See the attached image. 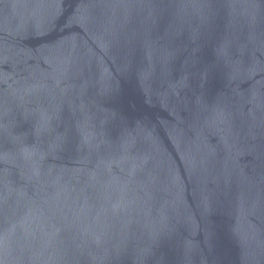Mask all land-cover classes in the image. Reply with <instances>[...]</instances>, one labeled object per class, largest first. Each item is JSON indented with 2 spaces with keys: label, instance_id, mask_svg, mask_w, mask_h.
<instances>
[{
  "label": "water",
  "instance_id": "water-1",
  "mask_svg": "<svg viewBox=\"0 0 264 264\" xmlns=\"http://www.w3.org/2000/svg\"><path fill=\"white\" fill-rule=\"evenodd\" d=\"M0 264H264V0H0Z\"/></svg>",
  "mask_w": 264,
  "mask_h": 264
}]
</instances>
